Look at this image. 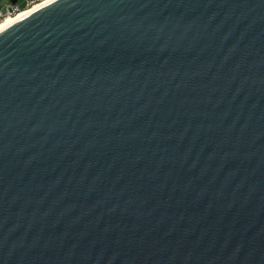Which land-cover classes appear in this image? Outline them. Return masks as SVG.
<instances>
[{"label":"water","instance_id":"obj_1","mask_svg":"<svg viewBox=\"0 0 264 264\" xmlns=\"http://www.w3.org/2000/svg\"><path fill=\"white\" fill-rule=\"evenodd\" d=\"M0 264H264V0L2 26Z\"/></svg>","mask_w":264,"mask_h":264},{"label":"built area","instance_id":"obj_2","mask_svg":"<svg viewBox=\"0 0 264 264\" xmlns=\"http://www.w3.org/2000/svg\"><path fill=\"white\" fill-rule=\"evenodd\" d=\"M42 2L44 0H0V21L8 17H15L16 14Z\"/></svg>","mask_w":264,"mask_h":264},{"label":"bare ground","instance_id":"obj_3","mask_svg":"<svg viewBox=\"0 0 264 264\" xmlns=\"http://www.w3.org/2000/svg\"><path fill=\"white\" fill-rule=\"evenodd\" d=\"M51 1H53V0H44V2H42L40 4H37V5L33 6V7H30V9L25 10V11L19 13V14H16L15 17H8V18H5V19H1L0 28H2V26L6 25L8 23H11V22L15 21L16 19H19L21 17H24V16L30 14L32 11L45 6L47 3L51 2Z\"/></svg>","mask_w":264,"mask_h":264}]
</instances>
